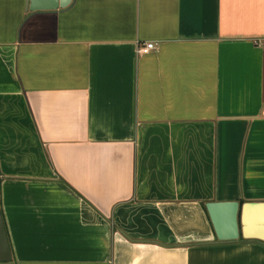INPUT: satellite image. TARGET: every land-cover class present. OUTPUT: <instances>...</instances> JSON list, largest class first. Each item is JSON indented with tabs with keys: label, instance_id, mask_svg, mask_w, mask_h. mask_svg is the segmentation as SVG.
I'll list each match as a JSON object with an SVG mask.
<instances>
[{
	"label": "crops",
	"instance_id": "1",
	"mask_svg": "<svg viewBox=\"0 0 264 264\" xmlns=\"http://www.w3.org/2000/svg\"><path fill=\"white\" fill-rule=\"evenodd\" d=\"M0 194L15 264H264L205 210L264 202V0H0Z\"/></svg>",
	"mask_w": 264,
	"mask_h": 264
},
{
	"label": "water",
	"instance_id": "2",
	"mask_svg": "<svg viewBox=\"0 0 264 264\" xmlns=\"http://www.w3.org/2000/svg\"><path fill=\"white\" fill-rule=\"evenodd\" d=\"M75 0H28L30 12L65 10ZM206 209L219 242L242 239L264 242V202H211ZM0 264H15L1 208L0 194Z\"/></svg>",
	"mask_w": 264,
	"mask_h": 264
},
{
	"label": "built area",
	"instance_id": "3",
	"mask_svg": "<svg viewBox=\"0 0 264 264\" xmlns=\"http://www.w3.org/2000/svg\"><path fill=\"white\" fill-rule=\"evenodd\" d=\"M156 49H157V45L153 42L142 43V44H139L138 54L147 55L151 53L152 51H155Z\"/></svg>",
	"mask_w": 264,
	"mask_h": 264
},
{
	"label": "trees",
	"instance_id": "4",
	"mask_svg": "<svg viewBox=\"0 0 264 264\" xmlns=\"http://www.w3.org/2000/svg\"><path fill=\"white\" fill-rule=\"evenodd\" d=\"M205 210H206V208H205ZM207 211V210H206Z\"/></svg>",
	"mask_w": 264,
	"mask_h": 264
}]
</instances>
